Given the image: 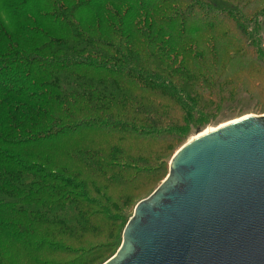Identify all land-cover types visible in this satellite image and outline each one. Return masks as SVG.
I'll return each instance as SVG.
<instances>
[{"label": "trees", "instance_id": "obj_1", "mask_svg": "<svg viewBox=\"0 0 264 264\" xmlns=\"http://www.w3.org/2000/svg\"><path fill=\"white\" fill-rule=\"evenodd\" d=\"M263 33L264 0H0V264L82 260L76 231L115 217L94 191L124 204L238 75L264 105Z\"/></svg>", "mask_w": 264, "mask_h": 264}, {"label": "water", "instance_id": "obj_2", "mask_svg": "<svg viewBox=\"0 0 264 264\" xmlns=\"http://www.w3.org/2000/svg\"><path fill=\"white\" fill-rule=\"evenodd\" d=\"M104 264H264V115L180 148Z\"/></svg>", "mask_w": 264, "mask_h": 264}, {"label": "rangeland", "instance_id": "obj_3", "mask_svg": "<svg viewBox=\"0 0 264 264\" xmlns=\"http://www.w3.org/2000/svg\"><path fill=\"white\" fill-rule=\"evenodd\" d=\"M238 76L239 77H236L234 82L231 83L232 86L238 85L236 88L233 87V91H237L236 95L231 94L227 96L222 106V113L215 119L213 124H207L202 128H191L186 138L179 140L178 143H171L166 140L160 142L162 148L159 149L156 157H149L148 159H156L155 161L147 163L145 167H143L144 165H140L136 168L134 167L136 171L134 170L130 177H133L140 170L143 172L140 173L138 178L131 182V187L126 194L127 200L124 204H117L115 201L117 197L111 196L110 194L107 195L99 190L94 191L93 196H98V198L94 200L99 202V207L104 209L107 206L115 217H112L111 221L107 220L109 215L106 216V219L105 217H98V219L94 218L90 227L84 226L83 231H76V235L87 236L88 239L84 246L82 245L81 247L80 244L77 246L78 251L81 248L80 256L82 260L76 261V259H74L75 264H81V261L83 262L85 260L84 256L95 250L109 249V253L107 252L104 256L99 257L91 264H104L117 252L122 242L124 228L133 215L138 202L148 197L165 180L169 173V163L175 153L192 137L198 135V132H203L211 127H218L220 124L243 116L264 115V105H259V96L256 89L245 83L244 76ZM89 137L90 135L88 138ZM152 143L154 144L155 142ZM91 147L98 151H103V146L92 145ZM65 149L69 153V146L65 148L56 147L54 150H58V156L60 157L65 154ZM55 156L57 155L55 154ZM82 179L94 185L95 189H97L95 184L101 181L98 180L93 182L85 177H82ZM53 226H56V224H53Z\"/></svg>", "mask_w": 264, "mask_h": 264}, {"label": "bare ground", "instance_id": "obj_4", "mask_svg": "<svg viewBox=\"0 0 264 264\" xmlns=\"http://www.w3.org/2000/svg\"><path fill=\"white\" fill-rule=\"evenodd\" d=\"M247 117H248V116H245V117L243 116V117H241V118H238V119L231 120V121L225 122V123H223V124H220L218 127H211V128H208L207 130L201 132L200 134H198V135L192 137L188 142H191L193 139H195V138H197V137H199V136H202L203 134H205V133H207V132L214 131V130H216V129L219 128V127H223V126H225V125H228V124H230V123H233V122H236V121H239V120L245 119V118H247ZM186 144H187V143H186ZM186 144H184V145H186ZM184 145H183V146H184ZM183 146H182V147H183ZM182 147H181V148H182Z\"/></svg>", "mask_w": 264, "mask_h": 264}]
</instances>
